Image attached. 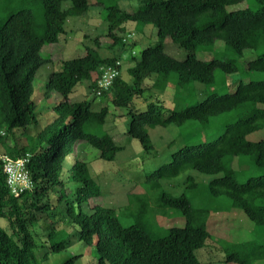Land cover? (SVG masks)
Instances as JSON below:
<instances>
[{"label": "trees", "instance_id": "16d2710c", "mask_svg": "<svg viewBox=\"0 0 264 264\" xmlns=\"http://www.w3.org/2000/svg\"><path fill=\"white\" fill-rule=\"evenodd\" d=\"M136 1L140 5L132 11L115 1L104 4L106 35L112 40L108 47L126 46L125 23L129 20L138 28L151 23L156 28V42L143 47L139 58L131 56L127 78L121 74L120 62L107 89L99 90L97 84L101 68L114 65L117 55L103 56L89 47L84 55L62 59L61 66L49 72L44 87L45 95L57 92L61 99L53 104L51 119L39 129L32 127L39 112L33 78L42 65L51 62L41 48L58 42L66 31L67 18L87 13L90 3L35 0L38 14L19 2L4 7L0 15V155L27 156L25 167L33 185L18 194L11 192L0 157V219L7 224L0 222V264H46L43 261L50 253L64 248L63 240H52L48 249L37 254L41 236L37 226L48 216L42 212L50 209L55 197L63 203L59 220L75 225L78 238L87 245L96 237L98 264H211L200 261L195 252L214 238L207 224L212 213L239 208L256 225L264 226V133L259 139L251 137L264 130V0ZM241 2H245L244 8L230 9ZM167 39L185 49L183 59L164 51ZM218 40L223 43L222 53L233 59L196 56L197 51H213ZM248 50L255 55L243 65L240 59ZM217 72L224 76L225 92L216 84ZM236 73V79H226ZM152 75L153 81L147 85L145 80ZM85 81L115 106L129 107L134 98H143L145 109L128 108L127 133L146 152L153 150L149 127L192 126L179 138V147L167 162L149 170L142 168L141 183L146 191L130 194L127 205L120 208L95 204L83 209V204L100 194L99 185L85 161L75 159L64 166L77 141L96 148L105 160L114 159L123 148L102 130L108 106L93 108L98 95L93 94V100H69V93ZM168 90L172 96L169 104L163 101L164 94L170 95ZM200 133L207 135L198 137ZM236 156L239 163L242 156H248L258 173L244 181L237 178L231 165ZM192 170L212 177L205 182L187 174L179 193L163 187L164 180ZM204 196L209 200L202 201ZM135 204L136 209L130 211L134 221L122 222L118 211ZM157 213L178 214L182 224L161 229L155 223ZM54 230L51 237L60 232ZM215 239L227 262L252 264L264 258V249L253 239ZM78 257L80 254L58 264H74Z\"/></svg>", "mask_w": 264, "mask_h": 264}, {"label": "rangeland", "instance_id": "374dc122", "mask_svg": "<svg viewBox=\"0 0 264 264\" xmlns=\"http://www.w3.org/2000/svg\"><path fill=\"white\" fill-rule=\"evenodd\" d=\"M96 1L97 0H88L90 6L87 13L67 18L65 22L66 31L59 36L58 42L44 44L41 48V54L43 56L49 55L51 62L47 61L42 65L33 78L34 99L37 103V110H39L38 121L32 126L35 129L41 128L43 124L51 119V108L53 104L61 99L57 92H51L45 95L44 87L49 72L59 68L62 59L84 55L89 47L96 48L103 56L117 55L119 61L122 62L121 74L123 77L127 78L126 67L131 64V56L135 55L136 58H139L140 51L143 47L152 45L156 42V28L151 23L140 24V28H138L135 27V22L129 20L125 23L126 46L124 48H117V45H115V48H109L108 46L112 43V40L106 35L107 22L104 18V4L107 3L108 0H100L101 3H95ZM110 1L117 2L118 5L126 11H132L140 5L136 0ZM16 2H19L22 6L32 8L35 13L38 14L40 8L35 0H0V15H3L5 12L4 7H8L9 4H16ZM234 6H231L230 9L244 8L245 2L235 4ZM95 38H97V41ZM97 42L99 44H96ZM215 43L213 51H197L196 56L201 59H210L212 55L215 54L218 57L234 58L232 55H224L222 53L223 43L221 40ZM164 51L178 59H183L186 55L185 49L178 47L168 39L165 42ZM254 55L253 51H246L242 60L240 59V63L244 65L248 60L252 59ZM96 76L97 74L94 72L92 78L94 79ZM237 76L238 73L229 75L226 79L233 80L236 79ZM216 78V84H221L219 88L220 92H225L228 86L224 83V76L217 72ZM170 79L172 81L174 80V78ZM147 80L148 78L145 80L147 85L151 84L153 75L149 78L148 82ZM89 82L90 81H85L81 85L79 84L76 86V88L69 93V100H93V94L98 95L93 100V108L99 109L103 105L108 106V113L102 130L112 135L115 142L123 146V148L116 153L114 159L105 160L99 157V151L96 148L85 141H77L73 154H70L66 158L64 166H70L75 159L85 161L89 167L91 176L99 185L100 194L90 198L87 203L83 204V209L87 210L88 206L92 207L95 204L116 209L127 205L130 194L146 191L143 182L141 183V178L144 176L142 168H147L149 170L163 162H167L170 159L171 153L179 147V138L185 132H190L192 126L188 124V126L180 128L172 123L167 126L157 125L149 127L148 132L153 144V150L151 152H146L142 149L139 140L127 133L129 122L128 108L134 105L138 111L145 109L143 98H134V104L132 103L129 107L115 106L107 99L101 97L97 88H92ZM195 85L199 88L203 87V84L200 82H195ZM168 91L170 92V90ZM164 96L163 101L167 104L171 103V92L170 95H168L169 97H167L166 94H164ZM263 133L264 130L258 131L251 137L253 139H259L263 136ZM204 135H207V133H200L198 137ZM208 137L209 136L205 138ZM7 141L12 143L10 138H8ZM154 149L156 150L155 154L153 153ZM240 162L241 163H239L238 157L236 156L233 157L231 164L235 176L240 180L244 181L249 175L258 173L257 167L253 165L248 156H242ZM187 174H193L196 180L205 182L212 177L209 174H203L196 170L186 171L174 178L164 180L162 183L163 187L173 193L181 192L185 186V177ZM204 198L201 200H209L206 196H204ZM52 201L53 204L50 209L42 212L43 214H48V216L40 220L37 226V230H41V236L37 238L39 243V251L37 254L40 256V253L48 249V245L52 240H63L66 244L64 248L50 253L48 258L43 261L44 263L58 264L66 258L80 254V257L75 260L74 264H98L95 247L96 237H93L92 244L87 245L83 243L77 236L75 225L69 226L63 221L64 219L59 220V217L61 218L63 215V203L56 197ZM151 203L150 200V204ZM214 203L215 201H213V204ZM226 204L227 202L225 201V205ZM136 207L137 205L135 204L131 209L118 211V216L122 222L129 223L134 221L133 216L130 215V211L136 209ZM155 221L159 228L163 229L169 226L181 225L183 219L178 214H174V216H164L157 213L155 215ZM0 222H2L4 226H7L6 221H2V218ZM207 224L208 231L214 238L209 239L204 246L196 250L195 254L200 261L210 262L211 264H236L225 261V252L220 249L215 238L229 239V241L233 242H243L253 239L256 243L261 244V247L264 249V226L256 225L239 208H231L229 212L222 211L221 213H212L207 220ZM54 228L56 230L59 229L60 232L53 233L51 237L50 232H54ZM252 264H264V258L255 260Z\"/></svg>", "mask_w": 264, "mask_h": 264}, {"label": "built area", "instance_id": "2783aa9c", "mask_svg": "<svg viewBox=\"0 0 264 264\" xmlns=\"http://www.w3.org/2000/svg\"><path fill=\"white\" fill-rule=\"evenodd\" d=\"M120 61L116 60L114 65L102 66L101 74L98 79V87L107 89L111 86L113 78L118 74ZM2 159V170L6 174V182L11 192L18 194L24 188H31L33 182L25 167L26 157L12 158L6 154L0 155Z\"/></svg>", "mask_w": 264, "mask_h": 264}]
</instances>
